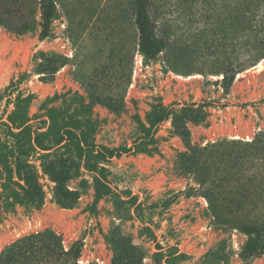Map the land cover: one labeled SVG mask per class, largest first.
Here are the masks:
<instances>
[{"label": "rangeland", "instance_id": "obj_1", "mask_svg": "<svg viewBox=\"0 0 264 264\" xmlns=\"http://www.w3.org/2000/svg\"><path fill=\"white\" fill-rule=\"evenodd\" d=\"M69 1L57 5L47 37L40 36V27L22 34L0 27V122H7L20 93L34 94L28 115L31 125L41 130L49 124V109L59 125L81 127L87 104V137L96 145L117 148L138 142L153 114L169 108L172 115L157 125L153 141L146 139L140 151L93 161V170L73 149L54 147L49 170L41 158L48 151L32 154L28 162L41 186L42 204H16L0 216V251L23 235L49 228L65 248L80 244L79 263L171 264L166 257L175 249L172 264H264L261 249L241 254L252 238L242 227L244 221L224 212L218 218L188 163L180 160L193 148L249 140L264 131V57L260 69L253 67L257 63L250 66L229 85L208 69L203 75H179L168 70L161 53L142 51L131 16L119 25V20L112 21L117 10L100 7L107 0ZM198 20L195 27L203 31L204 18ZM201 37L199 48L204 47ZM200 50L191 59L199 68L212 56ZM238 54L240 59L248 55L244 41ZM50 58L56 60L53 73ZM22 75L17 88L5 91ZM192 103L205 116L197 121L179 118L188 132L185 139L173 118ZM3 128L0 123V142L15 144L16 137L7 136ZM51 172L64 173L61 187L76 195L71 205L56 201Z\"/></svg>", "mask_w": 264, "mask_h": 264}, {"label": "trees", "instance_id": "obj_2", "mask_svg": "<svg viewBox=\"0 0 264 264\" xmlns=\"http://www.w3.org/2000/svg\"><path fill=\"white\" fill-rule=\"evenodd\" d=\"M80 2L73 5L76 7ZM63 3L64 0H0V27L16 34L40 27V36L47 37L58 15L57 5ZM84 5L85 2L81 4L85 8ZM100 7L117 10V17L112 21L119 20V25L127 23L131 16L136 26L137 44L142 51L152 55L161 53L168 70L179 75L193 72L203 75L204 69H208V73L220 75L224 85H229L236 74L264 57V0H107ZM199 17L204 18L206 24L204 36L201 35L203 31L195 27ZM200 37L204 40L203 48L197 46ZM243 41L248 55L240 59L238 45ZM200 49L209 51L212 56L199 68L193 66L191 59ZM50 59L49 67L53 73L56 60ZM23 77L11 81L5 91L12 92ZM33 98V93L18 94L7 122H0L7 136L16 137L13 145L0 142V216L12 212L16 204L27 208H38L42 204L43 192L33 179V166L28 162L32 154L48 151L41 154V158L43 168L49 170L54 160L51 159L55 154L54 147L73 149L79 158H84L85 167L93 170L97 167L93 161L140 151L141 145L153 141L157 125L172 115L169 108L153 114L146 134L138 142L129 147L108 148L94 144L87 137L85 129L91 123L87 104L84 106L85 124L81 127L80 124L59 125L54 110L49 109V124L41 130L30 123L28 107ZM198 105L203 107L205 104ZM194 106L192 103L173 118L178 133L185 139L188 132L179 118L197 121L205 116ZM180 160L188 163L189 173L193 174L202 196L218 218L224 212L244 221L242 227L252 238L243 246L241 254H251L258 249L264 253V131L249 140H221L193 148L189 154L182 153ZM51 173L56 182V201L63 206L71 205L76 195L61 187L64 173ZM80 248L78 242L65 248L60 236L45 228L5 245L0 251V264H99L79 263ZM174 250L166 257L171 264L176 257Z\"/></svg>", "mask_w": 264, "mask_h": 264}, {"label": "bare ground", "instance_id": "obj_3", "mask_svg": "<svg viewBox=\"0 0 264 264\" xmlns=\"http://www.w3.org/2000/svg\"><path fill=\"white\" fill-rule=\"evenodd\" d=\"M262 64H263V59H261L255 66H253V67H256V68H258V69H260L261 67H262ZM252 68V67H251ZM240 74H238V76H239Z\"/></svg>", "mask_w": 264, "mask_h": 264}]
</instances>
